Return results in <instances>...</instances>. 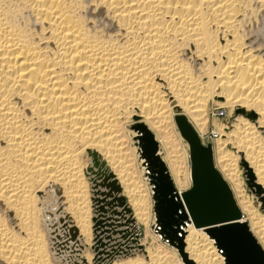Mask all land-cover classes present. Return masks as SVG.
<instances>
[{
    "label": "bare ground",
    "instance_id": "1",
    "mask_svg": "<svg viewBox=\"0 0 264 264\" xmlns=\"http://www.w3.org/2000/svg\"><path fill=\"white\" fill-rule=\"evenodd\" d=\"M211 101L235 113L213 120V167L239 214L219 226L244 224L264 254V0H0V264H227L219 226L196 227L182 198L177 118L201 132ZM140 133L180 203L167 233L186 221L174 239L152 213ZM107 214L134 246L107 238Z\"/></svg>",
    "mask_w": 264,
    "mask_h": 264
},
{
    "label": "water",
    "instance_id": "2",
    "mask_svg": "<svg viewBox=\"0 0 264 264\" xmlns=\"http://www.w3.org/2000/svg\"><path fill=\"white\" fill-rule=\"evenodd\" d=\"M177 120H179L180 132L190 148L193 184L192 188L182 198L187 204L194 225L196 227L219 226L237 218L239 214L232 203L230 194L224 187L220 175L213 167L211 146L209 144L202 145L189 125L188 128L183 124L184 120L181 117H178ZM152 139L153 137L149 135L147 140L151 143L150 148L147 149L142 143L140 147L154 187V210L158 224L162 227L163 236L172 239L171 237L175 236L177 230L186 221L178 222L173 219V235L167 233L165 211L168 210L172 215L177 214L180 211V203L166 167L158 156V146L154 142L152 145ZM179 216L181 217V215ZM215 229L219 230L214 232L213 236L216 238L218 246L224 251L227 264H264V254L254 242L244 224L224 225L215 227ZM172 241L171 244H174ZM235 254H238V256L235 257Z\"/></svg>",
    "mask_w": 264,
    "mask_h": 264
},
{
    "label": "rangeland",
    "instance_id": "3",
    "mask_svg": "<svg viewBox=\"0 0 264 264\" xmlns=\"http://www.w3.org/2000/svg\"><path fill=\"white\" fill-rule=\"evenodd\" d=\"M220 106H218L217 105V103L216 102H214V101H211L210 103H209V107H208V112H207V120H205V122H203V123H206L205 125H203V129H202V131H203V133H202V131L201 132H198L197 131V129H196V125L195 124H190L191 125V127L193 128V130L195 131V133L197 134V136H198V134H201V139L199 138V140L201 141V143H202V145H204V146H206V145H214L215 143H216V141L217 140H219V138H220V135L218 134V132H217V129L215 128V126H213L214 124H213V120H217V124H225V125H230V124H232V122L234 121V118H235V113H232L231 111H230V109H228V108H224V107H221L222 108V111H223V114H222V116H218L217 115V112L218 111H220V110H218V111H216L218 108H219ZM173 114L175 115V114H181L182 115V112H180V111H177V110H174L173 111ZM178 117V116H177ZM176 118V117H175ZM185 118V117H184ZM185 120H186V118H185ZM175 122H176V120H175ZM195 125V126H194ZM131 128H129V129H133L132 128V125L130 126ZM215 128V129H214ZM170 130V131H169ZM217 132V134L215 135V131ZM170 132H171V134H170ZM138 133V132H137ZM168 133H169V136H172L171 137V139L170 140H173L174 141V144H176V148H177V152L179 153V155L181 154V149L179 148L180 147V145L178 144V142H177V140L175 139V137H174V134L172 133V131H171V129H170V127L168 128ZM152 134V133H151ZM152 136H153V134H152ZM139 138L141 139V138H144V140L146 141V143H147V139H148V137H147V135L145 134H142V133H140L139 134ZM224 138V137H223ZM203 140V141H202ZM134 141H135V139H134ZM176 142V143H175ZM142 143V142H141ZM141 143H140V141H139V145H133L134 147H136L137 149H138V152L140 151V153H141ZM183 143V144H182ZM133 144H134V142H133ZM143 144V143H142ZM181 146L184 148V146H185V141H181ZM157 145H158V143H157ZM177 145H179V146H177ZM229 147V149L231 148L230 147V145H228ZM158 147H159V145H158ZM230 150H232V148L230 149ZM158 151H159V149H158ZM159 153V152H158ZM161 157V156H160ZM243 169V168H242ZM241 169V178H242V181H243V183H242V186L245 188V190L247 191V193H249L250 192V190H251V182H252V177H249L248 175V173H245L243 170ZM152 186V185H151ZM191 188H192V186H191ZM190 188V189H191ZM189 189V190H190ZM248 189H249V191H248ZM118 210V209H117ZM152 213H153V216L155 215V212H154V210L152 209ZM172 214V213H171ZM107 216H108V218L104 221V225L103 226H105L103 229L105 230L104 232H105V235H107V238L108 239H110L111 237L113 238V237H119V239H121V240H118V242H120V243H122V245L119 247V248H125V249H127L128 250V248H126V246L127 247H131V245H132V243H133V246L136 244L135 242H136V240H135V242L133 241H131L130 239H131V237L129 236V234H128V232L126 233V230H125V228H127V226L125 225V224H121L122 223V221L120 220V217H118L119 215L118 214H107ZM119 218V219H118ZM121 224V225H120ZM132 224V223H131ZM107 226V227H106ZM118 226H120V227H118ZM153 226V225H152ZM117 227L118 228H121V229H117ZM108 228V229H107ZM113 229V230H112ZM116 229V230H115ZM153 230V229H152ZM111 231V232H110ZM123 231V232H122ZM109 232V233H108ZM141 232L142 233H144V227L143 226H141ZM122 233V234H121ZM157 233V232H156ZM116 234H118V235H116ZM138 234L140 235V232H138ZM62 236V235H61ZM124 241V242H123ZM62 242V241H61ZM60 241H59V243L61 244H59V248H62V246L64 247V245H63V242L61 243ZM131 243V244H130ZM129 244V245H128ZM154 244H156V243H154ZM61 246V247H60ZM117 248V247H116Z\"/></svg>",
    "mask_w": 264,
    "mask_h": 264
}]
</instances>
